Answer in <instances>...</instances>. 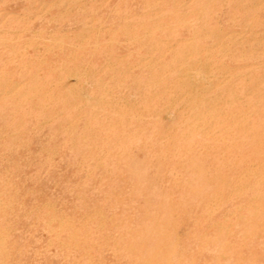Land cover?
Returning a JSON list of instances; mask_svg holds the SVG:
<instances>
[{"label":"rangeland","instance_id":"rangeland-1","mask_svg":"<svg viewBox=\"0 0 264 264\" xmlns=\"http://www.w3.org/2000/svg\"><path fill=\"white\" fill-rule=\"evenodd\" d=\"M0 264H264V0H0Z\"/></svg>","mask_w":264,"mask_h":264}]
</instances>
